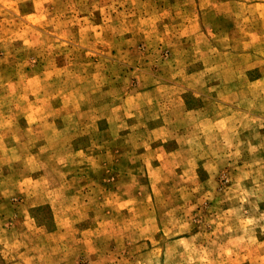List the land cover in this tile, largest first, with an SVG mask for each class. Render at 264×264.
Returning a JSON list of instances; mask_svg holds the SVG:
<instances>
[{
  "label": "rangeland",
  "instance_id": "rangeland-1",
  "mask_svg": "<svg viewBox=\"0 0 264 264\" xmlns=\"http://www.w3.org/2000/svg\"><path fill=\"white\" fill-rule=\"evenodd\" d=\"M0 264H264V0H0Z\"/></svg>",
  "mask_w": 264,
  "mask_h": 264
}]
</instances>
